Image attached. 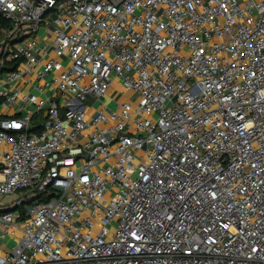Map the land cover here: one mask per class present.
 <instances>
[{
	"label": "built area",
	"instance_id": "2783aa9c",
	"mask_svg": "<svg viewBox=\"0 0 264 264\" xmlns=\"http://www.w3.org/2000/svg\"><path fill=\"white\" fill-rule=\"evenodd\" d=\"M0 18V264H264V0H0Z\"/></svg>",
	"mask_w": 264,
	"mask_h": 264
},
{
	"label": "crops",
	"instance_id": "0c3cea01",
	"mask_svg": "<svg viewBox=\"0 0 264 264\" xmlns=\"http://www.w3.org/2000/svg\"><path fill=\"white\" fill-rule=\"evenodd\" d=\"M37 44L40 47H50L51 49V45L54 43L55 41V35L52 31V29L46 27V26H42L37 34V36L35 37ZM52 55V53H50L49 55L45 56L46 59L47 57H50ZM40 69V67H39ZM52 76V75H51ZM49 76V78L51 77ZM38 83V80L36 79V76L34 74L32 75H28L26 76L22 81H20L19 83L15 84L12 88V86L10 85H6L4 86L5 89H15V90H19L21 91L22 94H27L30 93L31 91L35 92V85ZM103 103L105 104V106H107V108L111 107L108 104V99H103ZM101 105L100 104H96L94 106V108L92 109V112H96L97 109H101ZM2 109V110H1ZM14 110H16V105H10V104H2L0 106V115L4 116V115H9L12 114L14 112ZM42 119V118H41Z\"/></svg>",
	"mask_w": 264,
	"mask_h": 264
},
{
	"label": "rangeland",
	"instance_id": "374dc122",
	"mask_svg": "<svg viewBox=\"0 0 264 264\" xmlns=\"http://www.w3.org/2000/svg\"><path fill=\"white\" fill-rule=\"evenodd\" d=\"M112 98L115 99V100H117V99L120 100V99H122L124 97L122 95H119L117 92H114V93H112ZM112 98L111 97L110 98H108V97L106 98L105 97V99H108V104L111 106V108H114L115 107V103L112 101ZM4 243L7 244V245L10 244L9 240L5 241ZM11 244H12V242H11Z\"/></svg>",
	"mask_w": 264,
	"mask_h": 264
},
{
	"label": "trees",
	"instance_id": "16d2710c",
	"mask_svg": "<svg viewBox=\"0 0 264 264\" xmlns=\"http://www.w3.org/2000/svg\"><path fill=\"white\" fill-rule=\"evenodd\" d=\"M7 24H8V22L5 21V19L0 18V25H7ZM3 102H4L3 99H0V106L3 104ZM1 118H3V116L0 115V119ZM33 132H37V130L33 129Z\"/></svg>",
	"mask_w": 264,
	"mask_h": 264
}]
</instances>
